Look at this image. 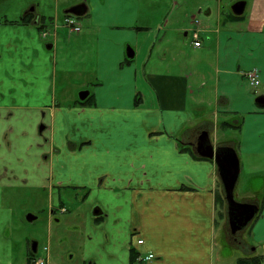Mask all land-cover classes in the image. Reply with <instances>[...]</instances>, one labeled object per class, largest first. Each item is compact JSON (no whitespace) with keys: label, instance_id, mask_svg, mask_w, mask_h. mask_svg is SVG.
<instances>
[{"label":"crops","instance_id":"0c3cea01","mask_svg":"<svg viewBox=\"0 0 264 264\" xmlns=\"http://www.w3.org/2000/svg\"><path fill=\"white\" fill-rule=\"evenodd\" d=\"M230 1L0 0L1 30L57 27L54 38L44 41L52 44L54 62L61 37L72 44L74 34L81 41L79 49L71 46L74 57L83 54L95 62L96 76L103 80L97 99L74 108L86 128L99 130L84 141L98 143L99 150L79 158L81 170L95 172V186L129 195L128 230L103 264H230L233 259L219 252L229 219L228 208L216 203V191L225 198L217 166L195 148L207 132L214 147L236 150L240 166L243 153L264 158V106L256 102L264 96V0H245L244 13L234 17L225 14ZM8 3L16 9H7ZM78 5L86 11L72 17L97 35L84 39L83 29L62 26L67 11ZM193 30H200L201 47L194 45ZM128 47L134 59L127 57ZM252 70L259 73V87L246 78ZM35 86L29 83L30 93H37ZM3 87L0 79V109L48 106L37 100L4 106ZM13 87L22 92L16 82ZM224 132L238 134L219 143ZM253 204L258 213L242 230H250L242 241L248 250H238L236 264L264 258V196ZM96 209L101 218L109 215ZM147 253L156 258L138 259Z\"/></svg>","mask_w":264,"mask_h":264},{"label":"rangeland","instance_id":"374dc122","mask_svg":"<svg viewBox=\"0 0 264 264\" xmlns=\"http://www.w3.org/2000/svg\"><path fill=\"white\" fill-rule=\"evenodd\" d=\"M235 1L228 3L225 14L233 13ZM248 2L250 4L251 0ZM7 9L16 7L8 3ZM82 25L81 38L87 39L91 33L97 35ZM17 30L0 29L3 105L16 103L25 106L37 100L48 105L49 110L47 116L41 117L39 109H0V264L23 263L34 242L39 245L37 255L40 257H46L44 248L49 247L50 264H103L118 251L114 249L120 247V236L128 230L129 195L95 186V172L89 174L87 167L81 170L79 158L87 151L99 150L98 143L86 144L84 141L88 134H96L99 130L86 128L76 118L74 109L97 99L98 90L104 88L103 80L96 76L95 62L86 60L83 54L74 57L75 50L71 46L79 49L81 44L74 34L72 44L69 38L64 40L61 37L54 62L52 51H46V42L41 39L40 31L35 28ZM14 82L21 87V93L18 89L11 90ZM30 82L36 83L34 90L37 93H30ZM52 85L50 92L46 90ZM88 89L93 96L81 101L79 92ZM53 111H56L57 121L50 129ZM41 124L48 127L43 136L39 133ZM237 134L229 132L226 135L224 132L225 137L220 135L219 143ZM241 161L235 198L248 201L246 203L261 202L264 196V158L257 161L243 153ZM101 171L102 167L98 166V175ZM62 205L66 212L61 211ZM50 206L55 212L51 218ZM97 206L104 213L109 212L108 216H97L100 221H96L94 215ZM29 214L36 219L28 221ZM245 236L249 239L250 230L247 234L240 231L234 235L230 227L225 229V247L219 252L224 256L232 255L230 264H236L240 256L238 250H248L242 248ZM216 250L218 252V248Z\"/></svg>","mask_w":264,"mask_h":264},{"label":"water","instance_id":"95a60500","mask_svg":"<svg viewBox=\"0 0 264 264\" xmlns=\"http://www.w3.org/2000/svg\"><path fill=\"white\" fill-rule=\"evenodd\" d=\"M246 7V2L238 1L232 6V10L236 15H242ZM86 11L84 5H78L70 8L67 13L75 16H82ZM135 52L132 48H127V57L134 59ZM90 95V91H81L79 98L81 101L86 100ZM256 102L264 106V96L259 97ZM196 152L199 156L214 160L220 181L223 186L225 201L228 208L229 227L232 234H237L244 230L258 213V207L255 204L239 202L235 198V189L240 177L241 166L236 150L231 146L214 147L211 143L207 132L202 133L195 145ZM101 211L94 210V215L98 216ZM34 217L30 216L32 221Z\"/></svg>","mask_w":264,"mask_h":264},{"label":"built area","instance_id":"2783aa9c","mask_svg":"<svg viewBox=\"0 0 264 264\" xmlns=\"http://www.w3.org/2000/svg\"><path fill=\"white\" fill-rule=\"evenodd\" d=\"M62 25L67 27V28H69L71 31H74V32H79L81 30L80 23L76 19H74L72 17H68V16L65 17L63 19V24ZM56 29H58V28L56 27L53 30H45V31H43L42 32V37L43 38H51L52 36H55ZM192 37H193L194 45L196 47H201L202 46V38L200 36V30H195L192 33ZM245 75H246V78L251 83V85H253L254 87L260 86L261 81H260V76H259L258 71L252 70V71L247 72ZM143 242L144 241L141 239V240L138 241V244L142 245ZM147 254L140 255L138 257V259L141 260V261H144V262H149V261H152V260H154L156 258L155 254H153V253H149L148 255ZM35 264H46V260L45 259H38L35 262Z\"/></svg>","mask_w":264,"mask_h":264},{"label":"flooded vegetation","instance_id":"af4514ba","mask_svg":"<svg viewBox=\"0 0 264 264\" xmlns=\"http://www.w3.org/2000/svg\"><path fill=\"white\" fill-rule=\"evenodd\" d=\"M238 1H244L245 2V0H237V1H235V3H237ZM234 3V4H235ZM233 4V5H234ZM232 5V6H233ZM234 12L231 14V16L232 17H234V15H236V14H234ZM236 16H240V15H236ZM40 36H41V39L43 40V41H50V40H52L53 38H54V36H52L51 38H43L42 37V33L40 32ZM52 50V44H47L46 45V51H51ZM7 110V109H6ZM27 110H29V111H34L32 108H28ZM36 110V109H35ZM49 110V106H47V108L46 109H43V110H39V111H41V117H45V116H47V111ZM52 117H53V121H52V124H51V127H50V129H52V127L53 126H55V122H56V120H55V111H53V115H52ZM54 124V125H53ZM48 129V127L46 126V125H43V124H41V127H40V130H39V133L41 134V136H43V132L45 131V130H47ZM51 144H52V141L50 142ZM47 159H49V155L47 156ZM7 167L5 168V171H7ZM59 185V184H58ZM251 204H253V202H250ZM50 209V211H49V218H51L50 217V215H53L55 212H54V208L52 207V206H50L49 207ZM95 210H98V209H95ZM61 211L62 212H66L67 210L65 209V207H63V205H62V207H61ZM30 216H32V217H34V219L33 220H35L36 219V217L35 216H33L32 214H29V215H27V220L28 221H30L29 220V218H30ZM97 218V217H96ZM32 220V221H33ZM240 232V231H239ZM238 232V233H239ZM234 235H236V234H234ZM47 250H49V247H45ZM38 251H39V245H38V243L37 242H34L31 246H30V249H29V251H28V255H27V257H26V259H28V264H35V256L37 255V253H38ZM50 251V250H49Z\"/></svg>","mask_w":264,"mask_h":264},{"label":"trees","instance_id":"16d2710c","mask_svg":"<svg viewBox=\"0 0 264 264\" xmlns=\"http://www.w3.org/2000/svg\"><path fill=\"white\" fill-rule=\"evenodd\" d=\"M235 16V15H234ZM26 22H28V19H26ZM220 188V186H219ZM222 190H219V192L216 191V203L220 202L221 207H227L226 201L223 199V197H220V194ZM135 251V249H132V253ZM239 264H264V258L257 257V258H242L239 260Z\"/></svg>","mask_w":264,"mask_h":264}]
</instances>
